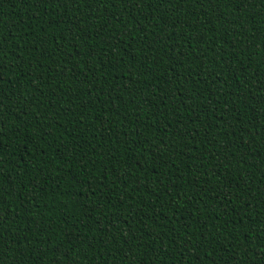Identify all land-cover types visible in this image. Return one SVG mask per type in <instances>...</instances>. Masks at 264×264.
Wrapping results in <instances>:
<instances>
[{
  "label": "trees",
  "instance_id": "obj_1",
  "mask_svg": "<svg viewBox=\"0 0 264 264\" xmlns=\"http://www.w3.org/2000/svg\"><path fill=\"white\" fill-rule=\"evenodd\" d=\"M0 264H264V0H0Z\"/></svg>",
  "mask_w": 264,
  "mask_h": 264
}]
</instances>
